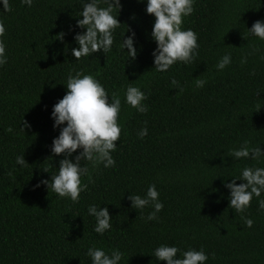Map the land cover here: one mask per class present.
<instances>
[{
	"label": "trees",
	"instance_id": "1",
	"mask_svg": "<svg viewBox=\"0 0 264 264\" xmlns=\"http://www.w3.org/2000/svg\"><path fill=\"white\" fill-rule=\"evenodd\" d=\"M9 2L11 10L0 11L8 56L0 67V264H91L86 252L93 245L119 249L121 264H157L152 253L162 243L182 250L202 247L209 256L205 264H264V210L258 205L264 193L237 213L224 186L245 166L264 167V158L228 156L245 140L264 150V40L247 30L264 20V0H195L182 27L198 35V54L166 72L153 69L154 17L139 0H120L121 25L111 52L79 61L71 55L77 47L73 37L83 31L75 27L79 0H33L31 7ZM129 29L136 33L134 60L119 48ZM61 31L63 42L53 40ZM225 53L232 63L218 71L215 65ZM77 71L94 75L109 94L119 93L123 127L111 153L113 167L83 162L88 187L74 203L35 185L50 179L63 158L50 150L59 134L50 113L67 91L68 74ZM196 77L206 79L202 88H196ZM130 83L147 93V112L124 103ZM22 118L30 125L25 131ZM143 127L148 134L141 139ZM22 154L24 167L15 163ZM150 184L164 205L157 220L146 219L150 207L132 209L127 199L129 193L143 196ZM91 204L107 206L113 217L103 236L93 231Z\"/></svg>",
	"mask_w": 264,
	"mask_h": 264
},
{
	"label": "clouds",
	"instance_id": "2",
	"mask_svg": "<svg viewBox=\"0 0 264 264\" xmlns=\"http://www.w3.org/2000/svg\"><path fill=\"white\" fill-rule=\"evenodd\" d=\"M81 10L76 20V28L83 31L76 32L73 39L77 47L71 48V55L75 61L82 57H90L94 53H109L114 43V34L121 22L118 20L119 10L122 7L120 0H79ZM146 5L144 11L154 17L151 28V38L156 47L151 55L153 57L154 70L166 72L172 65L178 62L190 64L197 56L199 49L198 35L190 28H183L184 18L194 11L195 0H139ZM21 3L32 6L33 0H21ZM103 3L104 7H101ZM11 10L9 0H0V11ZM248 35L259 40H264V20H256L250 28ZM130 31V35L119 43L121 50H126L128 57L135 59L137 49L135 45L136 33ZM6 25L0 20V67L8 62L6 54ZM66 33L61 31L53 40L63 42ZM246 62L243 58L241 63ZM232 63L231 53H225L217 61L215 68L222 71ZM206 79L196 77V88H202ZM171 84L180 87L179 82L172 79ZM66 93L53 106L50 118L53 120V128H59V134L53 138L51 153L54 156H62L59 160L58 171L50 175V179H39L35 187L44 185L51 189L60 198H68L72 202H78L80 194L88 185L82 182V177L89 174L88 167L83 163L90 162L95 168L103 164L105 168L113 167L115 160L111 153L117 148L122 125L118 122L121 112V98L118 92L109 94L104 85L92 74H84L81 71L71 72L67 76ZM183 91L182 88H180ZM260 92H257V95ZM148 96L140 87L129 84L124 90V103L134 108L139 113L148 110L143 101ZM22 130L30 125L22 118ZM11 131V129H9ZM148 134L147 127H143L138 133L143 139ZM257 144L250 146L245 140L237 148L229 150L233 160H255L264 158V150ZM79 150V151H78ZM75 153V155H73ZM15 163L21 167L28 163L24 155H18ZM44 172H49L44 169ZM230 182L224 184L229 190V206L237 213H243L250 205L253 197H261L264 193V167L245 166L240 170L239 177H231ZM241 183L237 184L236 181ZM160 193L155 184H150L143 196L129 193L127 199L131 202L132 209L143 210L150 207L147 220H157V214L163 209V203L159 199ZM261 210H264V199L258 200ZM87 214L94 217L93 231L103 236L112 228V216L107 206L91 204L87 208ZM244 223L251 227L253 221L242 217ZM179 253V255H178ZM86 255L91 264H121L124 254L119 249L106 251L103 247L90 246ZM157 264L164 261L165 264H205L209 256L201 247L199 250L189 247L182 250L175 245L160 244L153 250Z\"/></svg>",
	"mask_w": 264,
	"mask_h": 264
}]
</instances>
